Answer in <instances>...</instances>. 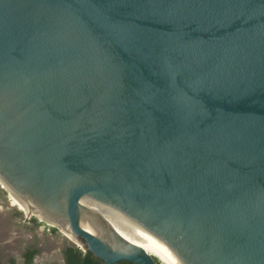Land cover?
I'll return each instance as SVG.
<instances>
[{"label": "water", "instance_id": "water-1", "mask_svg": "<svg viewBox=\"0 0 264 264\" xmlns=\"http://www.w3.org/2000/svg\"><path fill=\"white\" fill-rule=\"evenodd\" d=\"M0 180L105 264H264V0H0Z\"/></svg>", "mask_w": 264, "mask_h": 264}, {"label": "crops", "instance_id": "crops-1", "mask_svg": "<svg viewBox=\"0 0 264 264\" xmlns=\"http://www.w3.org/2000/svg\"><path fill=\"white\" fill-rule=\"evenodd\" d=\"M3 223L7 226L1 228ZM46 233L49 239L53 238L52 233H47L45 224L40 226L33 217L28 216L18 206L14 204L1 205L0 206V246L6 245L8 248L17 251L21 257L13 255L7 260H0L1 264H9L12 259L18 263H22L25 260V254L29 248H37L38 241L35 237H40V232ZM19 241H22L25 246H20ZM27 242V243H26ZM17 245V246H15ZM38 254V253H37Z\"/></svg>", "mask_w": 264, "mask_h": 264}, {"label": "rangeland", "instance_id": "rangeland-1", "mask_svg": "<svg viewBox=\"0 0 264 264\" xmlns=\"http://www.w3.org/2000/svg\"><path fill=\"white\" fill-rule=\"evenodd\" d=\"M1 183H2V181H1ZM11 202H12V204L18 206L21 210H23L24 213L27 212L25 209H22L18 204L13 202L11 200V197L9 198V194H8L7 189L5 191L1 190L0 191V206L3 204L9 205V204H11ZM38 217L43 220V218L40 215H38ZM33 218L36 222H38V224H40V226H43L44 224H46L45 225L46 226L45 232L53 234V238L49 239L46 236V233L41 231L40 237H35L36 242L38 241V246L40 249H39L38 254L35 256L34 264H50V263L65 264L63 254L61 252V249L63 248V246L70 244V243H74L77 246L81 247V245H78V243H76L77 241L74 242L73 240H71L67 236H65L62 233V231H60V229H58V231H55V232L52 231L51 232L48 230V226H49L48 223H46L45 221L39 220V218H37L36 216H33ZM35 218H37V219H35ZM5 226H7L6 223H3L1 228H4ZM18 244H20L18 247L25 246V244H23L22 241H19ZM15 246H17V245H15ZM81 248H83V246ZM17 251H14V250L8 248L6 245H1L0 246V260H7V258H9L13 255H16L17 257H21L20 254L19 255L16 254V253H18Z\"/></svg>", "mask_w": 264, "mask_h": 264}, {"label": "trees", "instance_id": "trees-1", "mask_svg": "<svg viewBox=\"0 0 264 264\" xmlns=\"http://www.w3.org/2000/svg\"><path fill=\"white\" fill-rule=\"evenodd\" d=\"M37 219V218H35ZM52 231H58V228L51 227ZM63 254L65 264H105L104 260L93 254L90 250H84L83 248L77 246L74 243L64 245L61 249ZM38 253L37 248H29L25 254V260L22 263L16 262L14 259L11 260L9 264H34V259ZM157 264H162L158 259H156ZM1 264V263H0ZM54 264V263H50ZM117 264H137L130 260H121ZM164 264V263H163Z\"/></svg>", "mask_w": 264, "mask_h": 264}, {"label": "bare ground", "instance_id": "bare-ground-1", "mask_svg": "<svg viewBox=\"0 0 264 264\" xmlns=\"http://www.w3.org/2000/svg\"><path fill=\"white\" fill-rule=\"evenodd\" d=\"M1 182V180H0ZM3 183V182H2ZM1 183V184H2ZM4 187L8 190V194L11 197V200L13 202H15L16 204H18L22 209H25L28 213H34L39 215L35 210L28 208L27 206L23 205L17 198L16 196L5 186V184L3 183ZM44 220V219H43ZM46 221V220H44ZM52 225H55L54 223H50ZM57 225V224H56ZM60 231H62V233L67 236L69 239L73 240V241H77L75 236L68 234L64 228L60 227ZM149 253H151L152 255L156 256L162 263L164 264H178L176 261H174L173 259H171L169 256L164 255L156 250L153 249H146Z\"/></svg>", "mask_w": 264, "mask_h": 264}, {"label": "built area", "instance_id": "built-area-1", "mask_svg": "<svg viewBox=\"0 0 264 264\" xmlns=\"http://www.w3.org/2000/svg\"><path fill=\"white\" fill-rule=\"evenodd\" d=\"M1 190L5 191L6 188H5V187L3 186V184H1V182H0V191H1ZM9 198H10V196H9ZM11 203H12V202H11ZM31 217H32V216H31ZM31 217H30V218H31ZM45 225H46V224H45ZM51 227H52V226L49 225V226H48V230L52 232V228H51Z\"/></svg>", "mask_w": 264, "mask_h": 264}, {"label": "flooded vegetation", "instance_id": "flooded-vegetation-1", "mask_svg": "<svg viewBox=\"0 0 264 264\" xmlns=\"http://www.w3.org/2000/svg\"><path fill=\"white\" fill-rule=\"evenodd\" d=\"M85 250V249H84ZM38 252H39V250H38ZM37 255V254H36Z\"/></svg>", "mask_w": 264, "mask_h": 264}, {"label": "clouds", "instance_id": "clouds-1", "mask_svg": "<svg viewBox=\"0 0 264 264\" xmlns=\"http://www.w3.org/2000/svg\"><path fill=\"white\" fill-rule=\"evenodd\" d=\"M33 217V216H32Z\"/></svg>", "mask_w": 264, "mask_h": 264}]
</instances>
